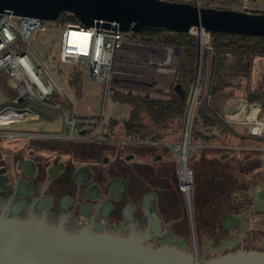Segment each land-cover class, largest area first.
<instances>
[{
    "label": "flooded vegetation",
    "instance_id": "af4514ba",
    "mask_svg": "<svg viewBox=\"0 0 264 264\" xmlns=\"http://www.w3.org/2000/svg\"><path fill=\"white\" fill-rule=\"evenodd\" d=\"M102 100L105 108L107 99ZM48 105L73 125L43 135L51 140L45 142L48 149L0 153L1 223L41 224L70 238L87 233L176 249L194 264L216 260L210 249L232 242L219 259L238 254L264 264V130L254 131L249 123L250 139H235L238 145L226 140L220 146L198 145L202 152L190 156L194 163L187 167L192 175L187 198L170 143L119 138L104 110L80 114L69 97L68 113L60 103ZM222 120L235 130L246 124ZM0 135L15 140L25 134L8 127Z\"/></svg>",
    "mask_w": 264,
    "mask_h": 264
},
{
    "label": "water",
    "instance_id": "95a60500",
    "mask_svg": "<svg viewBox=\"0 0 264 264\" xmlns=\"http://www.w3.org/2000/svg\"><path fill=\"white\" fill-rule=\"evenodd\" d=\"M31 17L55 23L63 14L74 16L86 28L111 29L139 35L159 29L189 33L192 28L210 34L225 33L264 37V15L231 9L199 7L196 3L168 0H0V14ZM198 73L202 61V35ZM183 94L181 85L175 88ZM224 118V116H223ZM240 255H225L209 264H257ZM0 264H194L176 249H154L120 238H94L87 233L65 237L61 229L41 224L0 222Z\"/></svg>",
    "mask_w": 264,
    "mask_h": 264
},
{
    "label": "trees",
    "instance_id": "16d2710c",
    "mask_svg": "<svg viewBox=\"0 0 264 264\" xmlns=\"http://www.w3.org/2000/svg\"><path fill=\"white\" fill-rule=\"evenodd\" d=\"M224 4L225 2L221 5ZM214 7L225 10L228 6ZM77 23L73 15L65 13L55 25L64 27L66 24ZM132 35L139 43L155 44L175 50L177 73L172 90L164 97H151L147 87L143 85H115L127 90H117L112 96L116 103L130 107L128 119L122 121L126 136L139 141L169 142L171 138L181 141L189 119L188 134L192 145L206 146L211 141H219L220 138L228 143L233 139H250V135L240 136L235 128L228 127L220 116V110L227 99L235 96L236 90L244 89L247 104H259L264 113V37L211 34V50H203L198 98L194 104L193 115L189 118L190 88L198 73V37L191 33L176 34L159 29ZM83 73L82 70L72 72L69 81L70 88L77 95H81L83 91ZM177 85L182 86L183 94L175 91ZM112 124L115 130L119 121H112ZM190 158L192 166L194 159Z\"/></svg>",
    "mask_w": 264,
    "mask_h": 264
},
{
    "label": "built area",
    "instance_id": "2783aa9c",
    "mask_svg": "<svg viewBox=\"0 0 264 264\" xmlns=\"http://www.w3.org/2000/svg\"><path fill=\"white\" fill-rule=\"evenodd\" d=\"M168 1L190 2L187 0ZM195 3L199 7L202 5L200 0H195ZM262 8L264 10V6ZM51 23L43 22L39 18L19 17L9 13L0 14V72L7 75L16 93L13 105L0 111V130L19 121L39 120L41 116L34 111L30 103L42 104L54 94L65 95L64 89L57 82L49 64L52 54L51 43L54 41L52 35L48 36L50 44L45 59L34 49L30 40L35 33H50L52 28L50 29L49 24ZM189 33L198 38L201 34L203 39L206 35L211 37V34L205 32L204 29L192 28ZM58 39L61 51L59 62L83 65L87 69L89 80L103 88L104 97H107L115 81L117 58L124 59L126 50H139L142 46L134 39L131 32L123 33L118 26L101 29L86 28L79 23L66 24L60 29ZM131 54L139 57L135 52ZM134 64L139 66L140 63ZM144 66L147 69L156 68L160 72L164 64L155 59H146ZM189 122L188 120L182 145L170 146L178 155L177 170L180 174L181 191L187 198H189L192 187V175L188 171L186 159L187 150L190 147L188 146L189 134H187ZM66 124L72 127L73 122L67 119ZM182 148L184 149L183 156Z\"/></svg>",
    "mask_w": 264,
    "mask_h": 264
},
{
    "label": "rangeland",
    "instance_id": "374dc122",
    "mask_svg": "<svg viewBox=\"0 0 264 264\" xmlns=\"http://www.w3.org/2000/svg\"><path fill=\"white\" fill-rule=\"evenodd\" d=\"M190 1V3H195V0H187ZM202 2L201 7H207V8H214L215 5H219L221 7H227V9L231 10H236V11H248V13H260L264 15V10L262 6H264V0H200ZM255 1V2H254ZM182 2V1H181ZM186 2V1H184ZM225 2L224 5H221ZM212 4V5H211ZM216 8V7H215ZM225 9V10H227ZM51 32L48 34H38L35 33L31 40V44L33 45L34 49L41 54V57L45 59L47 57V49L50 44V39H48L49 34L52 35L54 41L51 43L52 47V54H51V59L49 60V64L51 66L52 72H54V76H56V79L59 80V83L64 89L65 95L67 96L69 94L70 98L72 101L76 103V108L78 110V113L87 115V116H93V115H98L101 114V110H104L106 112V117H112L111 119L113 121H119L118 127L115 129V133L118 135L123 134V124L122 121L127 120L129 117L130 113V107L128 105H123L120 103H116L113 99L112 96L115 94L117 90H121V92H127V90L116 87L115 85H143L147 87L148 93L151 95V97H164L166 96L171 90L173 86V81L176 76V52L175 50L168 48V47H160L155 44H145L141 42V45L139 50H132L128 49L125 51L126 54H124V59L122 58H117V75L115 78V81L113 83L112 90L109 92L107 97H104L103 94V88L100 87L99 85L95 84L93 81H89L88 77V72L87 69L84 68L83 65L81 64H74V63H60V44H59V33L60 29L62 27H58L55 25V23L49 24ZM192 34V33H191ZM194 35V34H193ZM208 41V42H206ZM211 37L207 36L205 39L202 38V57H203V50L205 48H208L211 50V45H210ZM199 44V43H198ZM135 52L136 54L139 55V57H134L131 54V52ZM170 53V55H169ZM201 57V58H202ZM146 59H155L164 64L162 67V71L154 69H147L144 66V60ZM134 63H140L139 66H135ZM200 63V58L198 61V65ZM134 64V65H133ZM202 64H203V58L201 61V67L200 70L202 69ZM135 66V67H134ZM150 67V66H148ZM82 70L85 75V85L82 88L83 91L81 95H77L76 93L74 94L71 88H69V81L71 78V74L74 71ZM198 70V69H197ZM202 72V70H201ZM201 76V74H200ZM7 75L0 73V110H2L4 104L8 105L11 104V96H13V93L10 91H7L5 88V85L7 83ZM200 80V78H199ZM9 81V80H8ZM197 84L194 83L192 87L190 88V96H191V110L189 112V118L193 115L194 112V104L195 101L198 98V92H199V87L196 86ZM7 87V86H6ZM143 93V92H142ZM141 93V94H142ZM244 89L236 90L235 91V96L230 97V99H227L225 103L223 104V108L220 110V116H232L235 115L236 119L243 120L245 119L246 124L244 126H235L236 130L238 132H247L249 133L248 130H250V124L252 123L251 121L255 120V117L258 119L256 123H260L264 125V113L261 110V106L259 105H249L245 101L246 99V94H245ZM140 94V93H139ZM64 95H59V94H54V96H50L47 98L46 103L38 104V103H30V105L35 108L38 107H45L44 105L46 104H55V103H60L63 106V110L68 113L70 108L68 106H65V100L63 98H66ZM107 99L105 108H103V100L102 99ZM243 104V106H240L239 104ZM230 107H228L229 105ZM228 105V106H227ZM227 106V108H226ZM245 107V108H244ZM252 107V108H251ZM103 108V109H102ZM243 108V109H242ZM47 109V108H45ZM224 109L225 112H224ZM224 112V115H223ZM47 113L53 117V119L48 118L45 114H43L42 119H30L26 121H19L16 123V127L18 128H23L27 130H37V131H51V132H56L60 129H62L61 126V121L63 120V114H61L59 111H55L53 109L47 110ZM263 113V114H262ZM257 115V116H256ZM259 115V116H258ZM243 116V117H242ZM189 120V119H188ZM250 123V124H249ZM254 123V122H253ZM190 125V124H189ZM253 125V124H251ZM187 127V125H186ZM259 126L255 127L252 126V129L254 131H257ZM185 131L186 128L183 132V137L181 138L182 140L179 141L177 138H171L169 141L170 144H181L184 142L185 138ZM251 131V130H250ZM189 132V129H188ZM188 134V133H187ZM249 135V134H248ZM22 138H15V144L16 146L18 145L19 147H22L23 144H19V141H21ZM220 138L219 141H211L209 144H207L208 147L212 146H220L222 144L223 140ZM224 139V138H223ZM188 146L189 149L187 150V167L191 166L192 164V159L190 156L195 154L197 157L202 152V149H198V145H192L190 144V140L188 137ZM243 146H250L248 143L243 144ZM194 147H196L194 149ZM194 150H201L196 153H194ZM172 151V150H171ZM209 148H207L206 154L208 153ZM184 149L182 148V156ZM172 153V152H171ZM194 155V156H195ZM179 162V160H178ZM178 165V164H177ZM204 241H207L206 238L203 239ZM206 246V249L211 248L209 242H205L204 244ZM234 245L231 243L225 244L224 247L222 248H212L210 256L214 258H219V256L226 250V248H231ZM221 256V255H220ZM210 257H208L209 259Z\"/></svg>",
    "mask_w": 264,
    "mask_h": 264
},
{
    "label": "crops",
    "instance_id": "0c3cea01",
    "mask_svg": "<svg viewBox=\"0 0 264 264\" xmlns=\"http://www.w3.org/2000/svg\"><path fill=\"white\" fill-rule=\"evenodd\" d=\"M85 79H86L85 75L83 74V88H84V85H85ZM88 79H89V77H88ZM8 80H7V83L5 85V88L7 89V91L12 92L13 96H11V102H10L11 104H8V105L4 104L2 110L3 109L5 110V108L12 106L13 105V100H14V98L16 96V93H15V91L13 90V88L11 86L10 79H8ZM57 82L59 83V80H57ZM69 88H70V86H69ZM71 90L73 91L74 94L76 93L72 88H71ZM84 90H85V88H84ZM64 96H66V95H64ZM68 97L70 98L69 94L66 96V98H63V99L66 101V99ZM44 106L45 107H38V108H35L34 106L33 107L31 106V107L34 109V111H36L41 116L40 119L43 118V114H45L48 118L53 119V117L51 115H49V113H47V110H51V109L54 110V108H50L48 104H46ZM45 108H47V109H45ZM2 110H0V111H2ZM61 126H62V129H60V130H58L56 132H51V131H43V132H41V131H37V130H27V129H23V128H19V127L17 128L15 124H11L10 127H9V129L11 131L24 132L25 135L22 136L23 138L21 139V141H19V144L21 143V144H23V146L18 148V145L16 146V144H15V140H13V136H12V139H11L10 138L11 136L0 135V137L1 136L3 137L2 140H0V153L4 152L6 150L9 151V152L12 151V153H17V150L18 149H22V148H24L22 151H24V150L25 151H29V150L33 149L34 147H37L40 150L48 149L49 145L46 147L45 146V142H47V141L51 142V140H49L50 138H46V136H43V135H52V134L60 133V132L65 131L67 129V127H68V126H66L64 120L61 121ZM38 135H41L42 137L38 136ZM117 137L122 138V139H124L126 137L125 136V130H124V124H123V134H122V136L117 134ZM49 142L47 144H50V145L53 144V143H49ZM232 144L233 145H238V141L233 139L230 142V145H232ZM170 145H181V144H170Z\"/></svg>",
    "mask_w": 264,
    "mask_h": 264
},
{
    "label": "bare ground",
    "instance_id": "6f19581e",
    "mask_svg": "<svg viewBox=\"0 0 264 264\" xmlns=\"http://www.w3.org/2000/svg\"><path fill=\"white\" fill-rule=\"evenodd\" d=\"M243 104L244 103H242L241 102V104H239L240 106H243ZM245 108V107H244ZM243 109V108H242ZM225 118H226V120H228V122L231 124V123H236L237 121H236V117H235V115H232V116H224ZM243 117V116H242ZM252 123L251 124H253V126H255V127H257V126H259V128L261 129V130H264V126L262 125V124H260V123H256L257 121L256 120H253V121H251ZM254 122V123H253Z\"/></svg>",
    "mask_w": 264,
    "mask_h": 264
}]
</instances>
